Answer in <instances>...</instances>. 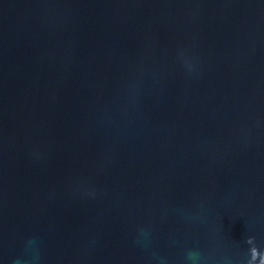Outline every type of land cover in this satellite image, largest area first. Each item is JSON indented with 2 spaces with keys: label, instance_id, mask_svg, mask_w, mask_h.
Listing matches in <instances>:
<instances>
[{
  "label": "water",
  "instance_id": "obj_1",
  "mask_svg": "<svg viewBox=\"0 0 264 264\" xmlns=\"http://www.w3.org/2000/svg\"><path fill=\"white\" fill-rule=\"evenodd\" d=\"M0 264H264V0H0Z\"/></svg>",
  "mask_w": 264,
  "mask_h": 264
}]
</instances>
